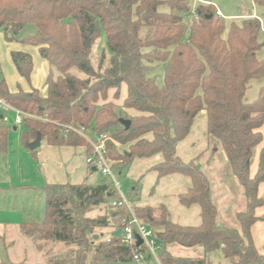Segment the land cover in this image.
I'll list each match as a JSON object with an SVG mask.
<instances>
[{"label":"trees","instance_id":"obj_1","mask_svg":"<svg viewBox=\"0 0 264 264\" xmlns=\"http://www.w3.org/2000/svg\"><path fill=\"white\" fill-rule=\"evenodd\" d=\"M189 1L0 0V29L12 41L27 25L35 26L34 34L17 42L38 48L50 68L45 97L34 88L11 93L1 77L0 99L27 115L22 118L26 148L40 136L49 146L81 147L86 157L91 156L89 143L66 130L84 127L95 135H107L112 165L128 166L136 159L160 155L162 160L151 168L158 179L180 175L190 181L177 199L184 207L199 206L197 226L171 222L163 206L133 208L135 216L156 231L162 246L160 264H212L209 256L218 252L229 264H264V251L257 252L250 234L251 226L262 220L254 212L264 206L258 197V187L264 183V148L255 175L249 173L254 149L262 141L264 82L256 100L244 101L249 82L264 79V59L256 56L262 47L261 24L242 18L239 24L231 21L226 33L225 21L215 15V8L198 4V21L187 26ZM254 3L264 6V0ZM102 35L110 53L103 72V55L97 71L89 57L91 45ZM10 58L19 77L29 83L31 56L11 52ZM158 63L164 64L161 88L147 77ZM122 85L126 86L120 106L123 114L108 101L110 92L114 100L119 99ZM200 112L206 114V135L221 147L244 192L245 209L236 214L239 230L217 225L206 175L193 160L183 162L176 154V144L188 136ZM7 132L0 124V149L6 147ZM115 144L127 150L119 152ZM88 168L91 172L92 166ZM43 193V220L20 225L21 234L42 252V264L131 260L129 248L113 232L104 241L95 232L111 229L127 214L110 207L117 198L114 189L86 179L78 185H46ZM101 206L105 209L90 216ZM169 245L201 247L203 255L176 257L166 249Z\"/></svg>","mask_w":264,"mask_h":264},{"label":"rangeland","instance_id":"obj_2","mask_svg":"<svg viewBox=\"0 0 264 264\" xmlns=\"http://www.w3.org/2000/svg\"><path fill=\"white\" fill-rule=\"evenodd\" d=\"M209 2V6L219 10L223 16L226 25V33L231 21L239 24L240 19L254 14L260 24L261 31L258 36L259 42L262 47L257 52L258 59H264V6H258L254 0H203ZM191 1H189L190 4ZM196 3L191 2V8L196 7ZM205 5V4H203ZM219 18V17H218ZM257 20V19H256ZM36 32L33 25H27L19 31L10 41L8 35H5L4 29H0V72L8 76L10 88L15 89L17 82L20 86L25 83H20L18 76L15 72H10L5 68L6 62H9V52L18 45L17 40L32 35ZM225 33V34H226ZM4 34V37H3ZM141 38L144 35H140ZM103 55V65L101 72L107 66L108 58L110 57L109 51L105 46L104 36H100L90 48V60L93 68L97 71L98 64ZM4 68L7 73L4 72ZM2 76L0 75V78ZM147 77L153 78L155 84L161 88L164 85V64L158 63L153 69L147 73ZM264 79H254L249 82L247 91L244 96V101L247 103L253 102L257 99L259 90L263 85ZM113 92L109 93L108 101L112 102L117 108L118 112L123 114L120 109L121 102L126 96V86L122 85L120 97L117 100L113 99ZM133 115V112H128ZM0 116L4 118V124L9 126L6 138V147L0 149V221L16 224V222H27L32 220L39 223L44 218V195L42 193H33L28 190L29 186H37L38 170L35 163V154H38L45 147L38 148L37 150L30 151L22 142V133L25 131L24 125L17 126L15 124V113L12 115L5 114L0 111ZM16 127V130L14 128ZM151 139L150 135L146 136ZM262 139L261 143L263 142ZM260 143V144H261ZM213 145H216L215 147ZM259 146V145H258ZM258 146L254 149L252 163L256 159ZM119 152L127 150V146H119L115 144ZM206 156H210L212 152L220 150L222 156L224 153L217 145V142L206 135V114L200 112L194 119L193 125L190 129L188 136L176 144V154L183 161L188 162L196 159L197 155L206 151ZM225 158V157H224ZM162 160L160 155L147 158L136 159L130 165H111L115 174V180L121 186V192L125 198L130 202L132 208L134 207H151L159 208L165 207L169 213L171 222L182 226H197L200 224V209L197 205L184 207L179 204L177 196L187 191L190 186V181L180 175H169L163 178L157 177L156 173L151 171V168ZM212 163V162H211ZM200 167L206 175L210 186V199L216 206L217 216L216 223L219 226H226L239 230V225L236 220L238 211L245 209V197L242 188L235 189L233 185V175L230 171L229 165L225 159V163H221L218 168V175L213 174V164ZM252 165V164H251ZM88 182L98 186H108L113 188V182L109 177L102 176L99 172H90L87 167ZM217 170V169H216ZM217 178V179H216ZM13 189H11V187ZM10 187V188H9ZM219 188L230 189L232 197L228 199L219 200L215 195V190ZM4 188V189H3ZM9 188L10 190H7ZM264 198V193L262 194ZM105 206L93 211L90 216H96ZM6 224V223H5ZM11 230V229H10ZM14 230V229H12ZM100 235L102 241L108 240L110 236V229H100L95 231ZM3 252L0 253V262H10L5 253V247L2 246ZM166 249L176 257L180 258H195L197 253H202L201 247L183 248L176 245H169ZM203 255V253H202ZM212 264H229L218 252L209 256ZM99 264H135L133 261L128 260L125 262H105ZM146 264H156L153 259L146 260Z\"/></svg>","mask_w":264,"mask_h":264},{"label":"crops","instance_id":"obj_3","mask_svg":"<svg viewBox=\"0 0 264 264\" xmlns=\"http://www.w3.org/2000/svg\"><path fill=\"white\" fill-rule=\"evenodd\" d=\"M251 16H253V14L249 15L248 17ZM243 18H247V16ZM17 44L18 45H16L13 48V51L9 52V62H6L5 68L8 69L10 72L14 71L15 74L18 76L20 83H25V84L23 86H20V84L17 82L15 89L10 88L7 74L5 75L2 71L0 72V75L4 78L7 88L11 93L17 92L18 89H21L24 92H28L30 88H34L38 90L40 96L45 97L46 95L45 80L50 71L47 62L39 56L38 48L21 43H17ZM11 52H23L31 56L33 61V70L30 76L29 83H26L17 74L11 62V58H10ZM5 68H4V72L7 73ZM0 111L5 114H10V115L13 114V111H2V110ZM0 124L5 126L7 129H9V126L4 124V118L2 116H0ZM14 130H16V127L14 128ZM260 133L263 139L264 123L260 128ZM44 144L45 147L43 146ZM41 147H44L43 150L38 154H35L34 157L38 170V174H37V176L39 177L38 182L40 183V185L38 184L37 186H29L28 187L29 191H32L35 194L42 193L44 195L43 189L46 185L66 184V183L72 185H78L84 182L86 179H88L87 167L89 166L86 162V152L84 148L67 147V146L54 147L47 145L45 141H41L39 148ZM263 148H264V140L261 144H259L256 153V159L250 166L249 173L251 177H253L257 171L259 154ZM206 152H208V147L206 151H203L202 153L197 155L196 159H192L194 161V164L199 168L205 166H208L210 168L211 166L209 164L211 165L213 164L214 167H212L213 168L212 172L213 174L218 175L217 172L218 168L220 167L221 163H225V159H226L224 158L225 155L222 156L219 149L218 151L214 150L212 154H210V156H206ZM91 172H93L92 169ZM233 185L235 189L240 188L239 182L235 177L233 178ZM9 188L6 189L10 190ZM11 189H13V187H11ZM263 193H264V183H261L258 187V197L264 200V198L262 197ZM215 195L217 196V198H219V200H224V199H228V197H232V191L230 189H222V188L217 189L216 187ZM239 212L241 211H238V213ZM254 213L256 217L262 218V220L254 223L251 226L250 234L255 249L257 250L258 253L262 254L264 251L263 250L264 249V206L255 209ZM28 221H32V220H28ZM21 224L22 222L20 221L16 222V224L14 225L9 222L0 221V253L3 252L2 246H4L6 248L5 253L8 256L7 258L12 263H20V262H26L29 264L44 263V257L42 252L37 250L34 244L28 238L24 237L21 234L20 231ZM111 232L112 230L110 229V233ZM197 257L201 258L202 253L201 252L197 253ZM118 261L122 262V260H118Z\"/></svg>","mask_w":264,"mask_h":264},{"label":"built area","instance_id":"obj_4","mask_svg":"<svg viewBox=\"0 0 264 264\" xmlns=\"http://www.w3.org/2000/svg\"><path fill=\"white\" fill-rule=\"evenodd\" d=\"M198 4L209 5L210 3L203 0H190ZM215 15L223 18L221 12L215 9ZM253 19L258 18L253 14L249 17ZM185 24L190 26L193 22L198 21V15L195 7H192L190 13L184 18ZM259 21V20H258ZM0 110L13 111L16 115L15 124L17 126L23 125L22 118L26 114L17 111L7 105L0 99ZM66 130L76 133L83 137L92 148V155L86 157V162L89 166L95 167L97 171L104 177H109L113 182V188L117 193V198L112 200L110 207L112 209H122L126 211V216L122 217L118 225L111 227L112 232H121V245L129 248L131 261L135 264H146V260L153 259L156 264L159 262V254L162 251V246L159 244L156 231L151 229L147 224L138 219L133 211L130 202L122 194L121 184L115 180V174L112 169V163L108 159V150L106 148V141L108 139L106 134L95 135L90 129L84 127L68 126ZM141 241V245L137 246V242Z\"/></svg>","mask_w":264,"mask_h":264},{"label":"water","instance_id":"obj_5","mask_svg":"<svg viewBox=\"0 0 264 264\" xmlns=\"http://www.w3.org/2000/svg\"><path fill=\"white\" fill-rule=\"evenodd\" d=\"M85 47H86V48H89V43H88V41L86 42ZM125 124H126V126H128V122H125ZM40 143H41V138H40V136H37L36 139H35L34 141H32L31 143L28 144V149H29L30 151H35L36 149L39 148ZM92 171H93V172H96L97 169H96L95 167H93V168H92ZM113 235H114L115 237H117V238H120V236H121V232H120V231H115V232H113ZM94 239H97V236H94ZM141 243H142V242L139 240V241L137 242V246L141 245Z\"/></svg>","mask_w":264,"mask_h":264}]
</instances>
